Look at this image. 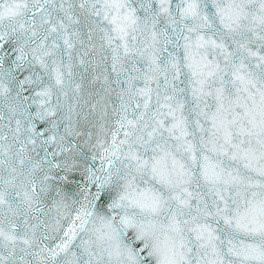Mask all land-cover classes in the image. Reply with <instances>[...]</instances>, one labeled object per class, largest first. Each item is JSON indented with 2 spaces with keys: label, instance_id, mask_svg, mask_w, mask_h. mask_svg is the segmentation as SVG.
I'll list each match as a JSON object with an SVG mask.
<instances>
[{
  "label": "snow or ice",
  "instance_id": "6c2138e0",
  "mask_svg": "<svg viewBox=\"0 0 264 264\" xmlns=\"http://www.w3.org/2000/svg\"><path fill=\"white\" fill-rule=\"evenodd\" d=\"M0 264H264V0H0Z\"/></svg>",
  "mask_w": 264,
  "mask_h": 264
}]
</instances>
